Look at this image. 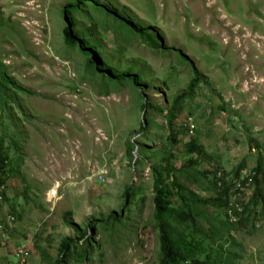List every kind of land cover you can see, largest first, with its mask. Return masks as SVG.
Wrapping results in <instances>:
<instances>
[{"label": "rangeland", "instance_id": "obj_1", "mask_svg": "<svg viewBox=\"0 0 264 264\" xmlns=\"http://www.w3.org/2000/svg\"><path fill=\"white\" fill-rule=\"evenodd\" d=\"M96 1L160 37L163 48H155L127 30H113L110 22L101 24L98 14L74 15L98 47L99 64L140 74L143 94L153 104L166 107L188 89L192 68L178 49L205 80L182 102L174 121L181 140L173 145L175 168L189 159L183 143L192 137L203 146L200 174L220 167L222 177L243 162L255 168V142L264 143V0ZM68 2L0 0V59L21 89L12 105L15 123L9 125L17 129L18 149L10 145L9 155L22 157L20 174L8 180V200L1 203L0 221L10 227V238L0 245V264H15L19 247L28 252L26 264H54L64 239L78 235L70 222L87 229L94 221L88 257L79 248L70 264H158L153 161L132 165L127 140L133 138L147 154L168 147L165 113L142 112L145 98L131 83L107 84L89 64L91 51L89 56L66 47L62 10ZM92 20L99 21L96 33L90 32ZM19 113L30 119L23 122ZM141 120L150 129L143 138ZM191 124L194 133L187 129ZM197 177L191 187L201 199L213 196L205 191L209 182ZM131 185L135 200L122 223L100 224L122 211ZM56 188L60 197L52 201L49 193ZM217 216L223 219L210 207L202 211L201 227L221 230L214 245L204 239L206 252H222L228 264H264V222L225 229Z\"/></svg>", "mask_w": 264, "mask_h": 264}, {"label": "trees", "instance_id": "obj_2", "mask_svg": "<svg viewBox=\"0 0 264 264\" xmlns=\"http://www.w3.org/2000/svg\"><path fill=\"white\" fill-rule=\"evenodd\" d=\"M92 9L93 12H91ZM63 17L65 20V43L69 49H77L80 53L89 54V64L95 68V72L100 74V77L109 83H131V86L138 89L141 94L145 92L146 86L141 83L142 76L140 74H133L131 72L118 73L116 69L110 68L108 63L101 66L99 64L98 47L87 38L83 26L78 23L74 15L98 14L100 16L101 24L107 26L110 22L113 30L122 28L129 33L139 36L147 43L153 45L155 48H163L160 37L154 31L148 28L135 24L127 17L117 12V10L110 7L108 4L97 2L96 0H69L64 6ZM94 13V14H93ZM100 29L99 21L92 20L90 32L96 33ZM180 57L189 64L192 68V80L189 82L188 89L176 95L173 102L166 107L155 105L144 94L145 102L141 104L142 112H149L150 109L156 108L158 112L165 113L166 123L169 126L170 132L167 137L168 147H159L151 154H147V149L138 147L133 138L127 140V153L131 155L132 165L138 166L142 160L153 161L152 165V179H153V204L154 212L153 219L155 227L159 232L160 244V258L158 264H228L227 256L223 255L220 250L218 254L211 257V254L206 252L204 246V239L211 245H214L217 238H220V229L215 226L209 225L205 231L200 221L202 219V211L210 207L217 213L223 215V219L216 218L217 225L221 228L241 227L246 225L256 227L257 224L264 222V217L258 218L256 216V206L259 204L261 198H264V143L256 140V152L258 149L259 159L257 166L253 168V172H257L254 179L253 187L255 190L251 202L247 206V212L242 218L233 224L228 217L229 201L234 194L233 188L236 182L240 179L243 172L249 170L247 162H243L238 168H235L231 173L224 172L220 180L221 186H217L216 173L222 171L220 167H216L209 171L198 173L199 157L203 154V146L192 137L184 142L185 155L189 157L185 161L183 167L180 169L175 168V156L173 145L181 142L179 140V133L174 128V121L181 110L182 102L191 97L194 88L200 83L205 82L202 74L195 68L191 58L186 55L182 50L178 49ZM21 89L15 85L14 79L8 71V67L4 66L3 61L0 59V208L1 203L8 200L7 184L8 180L20 174V167L22 165V157L19 153H14L13 156L9 155L10 145L18 149L16 140L17 129L9 125L15 123V116L12 114V105L16 104V96ZM226 109L227 106H221ZM21 110V109H20ZM19 116L23 122L29 120L30 116L25 117L22 113ZM146 120H141L139 127V135L147 137L150 131L145 123ZM7 122V125H5ZM5 123V124H4ZM190 130V126L187 125ZM194 133V132H193ZM8 139V145L6 144ZM140 141V139H137ZM137 149L138 155L135 157L134 152ZM197 155V159L193 156ZM191 172L192 174H189ZM207 180V192L213 193V196L201 199L199 193L196 192L191 186L198 184V177ZM249 180L247 179L244 187H248ZM236 194V193H235ZM123 207L122 211L110 214L107 220H100L99 223L103 226L109 222L122 223L125 219L124 210H132L131 206L135 200L134 187L131 185L127 187L123 193ZM143 198L137 207L141 206ZM255 203V207L252 205ZM1 211V210H0ZM11 213L14 215L15 210ZM11 215V216H13ZM1 222V221H0ZM94 222L87 225V229H82L74 222L70 225L77 229V237H66L60 247L59 255L54 260V264H70V258L77 256L78 249L84 248L83 259L88 257L89 249L91 248L92 236L90 229H94ZM4 224L5 222H1ZM249 231H251L249 229ZM49 257V256H47Z\"/></svg>", "mask_w": 264, "mask_h": 264}, {"label": "built area", "instance_id": "obj_3", "mask_svg": "<svg viewBox=\"0 0 264 264\" xmlns=\"http://www.w3.org/2000/svg\"><path fill=\"white\" fill-rule=\"evenodd\" d=\"M190 133L194 132V125H190ZM257 176V172L253 170H246L243 172L240 179L236 182V185L233 188L234 194L232 195L229 205H228V217L231 222H238L244 214L247 212V206L251 202V199L254 196L255 190L253 187L254 179ZM221 174H216V182L217 186L222 185V181L220 180ZM249 180L248 187H244L246 180ZM236 193V194H235ZM52 201H57L60 197V190L54 189L49 193ZM255 207V203L252 205ZM256 216L258 218L264 217V198H261L259 204L255 209ZM9 222L11 223L14 220V217L9 215ZM264 219V218H262ZM10 238V227L5 226L4 224H0V245L5 246ZM14 255L18 258V261L15 264H26V258L28 256V252L26 249L19 247L15 249Z\"/></svg>", "mask_w": 264, "mask_h": 264}]
</instances>
